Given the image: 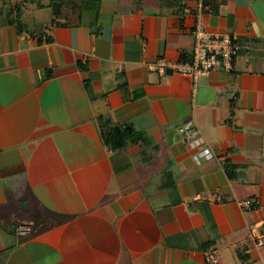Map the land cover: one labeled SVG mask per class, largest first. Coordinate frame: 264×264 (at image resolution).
Listing matches in <instances>:
<instances>
[{
    "label": "crops",
    "instance_id": "obj_1",
    "mask_svg": "<svg viewBox=\"0 0 264 264\" xmlns=\"http://www.w3.org/2000/svg\"><path fill=\"white\" fill-rule=\"evenodd\" d=\"M35 1L21 31L0 14V264H264V0ZM199 10L237 36L233 68L161 74Z\"/></svg>",
    "mask_w": 264,
    "mask_h": 264
},
{
    "label": "built area",
    "instance_id": "obj_2",
    "mask_svg": "<svg viewBox=\"0 0 264 264\" xmlns=\"http://www.w3.org/2000/svg\"><path fill=\"white\" fill-rule=\"evenodd\" d=\"M193 48L191 57L185 61L173 63L166 58H158L154 68L161 74L168 69L177 70L182 74L196 79L199 75H209L218 70L230 71L238 52L237 36L228 32H209L201 22V10H199L194 28ZM182 141L189 147L199 149L195 156L197 163L204 159L211 158L212 152L205 146L204 139L199 134L198 129L191 121H187L178 128ZM240 207L245 210H255L258 206L254 198H246L239 201ZM30 229L27 226L19 227V232L27 234ZM250 235L254 246L264 244V231L252 229ZM205 260L208 264H217L218 257L215 253L206 255Z\"/></svg>",
    "mask_w": 264,
    "mask_h": 264
},
{
    "label": "trees",
    "instance_id": "obj_3",
    "mask_svg": "<svg viewBox=\"0 0 264 264\" xmlns=\"http://www.w3.org/2000/svg\"><path fill=\"white\" fill-rule=\"evenodd\" d=\"M28 0H21L19 1V4L14 6L13 12L15 13L13 18L11 16L6 15L8 17V21L10 23L16 24L19 31H21L24 27V23L21 20V12L25 8V3H27ZM32 2V0H29ZM35 1V0H34ZM36 2V1H35ZM36 6L42 7L43 4L40 1L36 2ZM2 8L0 6V14L2 13ZM106 129H103V135L105 136V140L112 146V147H119L124 144V142L127 139H132L134 136V133L132 132V129L128 125H111L109 123L105 124ZM229 175H231L230 170H227Z\"/></svg>",
    "mask_w": 264,
    "mask_h": 264
},
{
    "label": "rangeland",
    "instance_id": "obj_4",
    "mask_svg": "<svg viewBox=\"0 0 264 264\" xmlns=\"http://www.w3.org/2000/svg\"><path fill=\"white\" fill-rule=\"evenodd\" d=\"M19 1H21V0H0V6L2 8L1 11H2L3 15H9V16H11V18H13L15 13L13 12L12 8L14 6L18 5ZM48 11L49 10H47V9L41 10V11L39 10V12L36 13V17L39 19V18H41L40 15L46 16V15H48L47 14Z\"/></svg>",
    "mask_w": 264,
    "mask_h": 264
},
{
    "label": "water",
    "instance_id": "obj_5",
    "mask_svg": "<svg viewBox=\"0 0 264 264\" xmlns=\"http://www.w3.org/2000/svg\"><path fill=\"white\" fill-rule=\"evenodd\" d=\"M170 71H171V69H168V70H167V72H170Z\"/></svg>",
    "mask_w": 264,
    "mask_h": 264
}]
</instances>
